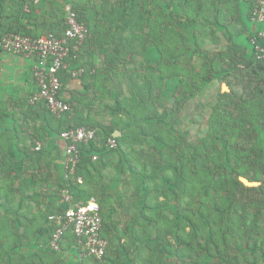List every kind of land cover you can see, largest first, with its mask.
Returning <instances> with one entry per match:
<instances>
[{"label":"crops","instance_id":"obj_1","mask_svg":"<svg viewBox=\"0 0 264 264\" xmlns=\"http://www.w3.org/2000/svg\"><path fill=\"white\" fill-rule=\"evenodd\" d=\"M72 2L86 4L83 10L80 9L84 15L78 16L89 27V34L81 53L76 58L70 56L66 60V69L59 75L62 84L60 95L68 102L72 112L65 121L72 125L79 124L80 127H86L84 122L109 126L114 112H109L107 104L115 102L117 93H121L119 86L122 89L120 77L126 79L123 75L133 68L131 61V65L126 66L129 60H123L125 64L116 68L120 74L114 82L105 64L104 52L118 49L119 46H115L118 34L129 31L125 26L127 21L117 18L120 0H0V36L14 31L27 33L31 37H45L50 33L59 35L63 29V10L60 8L63 4L73 6ZM154 2L158 8L152 12ZM254 4L255 0H139L136 7L141 13L145 12L146 22L141 26L145 29L150 26L159 28L157 24H162V29L171 30L172 23L185 22L183 15H199L205 6L212 9V15L208 12L210 16L224 13L227 19H223V25L213 20L212 28L216 32L229 31L228 46L233 48L230 60L232 63H244H237L243 68L242 78L243 74L247 75L249 63L255 59L251 39L264 31V24L253 21L249 15ZM179 15L182 17L177 22ZM191 20L194 35L201 43L198 40L201 38L198 26H202L203 19L199 16L194 22ZM136 27L138 23H131L132 30ZM132 39L135 42L137 37ZM154 40L144 43L150 57L148 72H153L156 77L161 74L163 85H167L174 75L168 73L165 78L163 72L168 70H155L157 63L161 61V67L167 66L168 69L171 63L179 62L180 67L186 70L182 62L189 61V57L187 53L180 55L179 49L187 43L172 41L170 35H164L160 40L163 47L161 56ZM109 45L114 47L108 48ZM134 45L137 52V42ZM135 52L129 55L130 60ZM199 59L198 55L194 60ZM35 64L36 61L31 58L0 49V141L13 142L14 146L5 150L9 160H2L6 157L3 153L0 157V166L6 164L4 169L0 168V207L4 208L6 214L10 213L13 208L11 199L16 198L18 210L13 212L17 221L14 235L20 238V249L25 251L20 253L21 258L34 256L37 261L33 264H264V232L256 226L254 231H246L239 224L226 234H218L217 243L205 245L204 238L201 240L202 247L197 250L186 244L181 246L179 237L185 241L191 234L183 208L185 200L167 198L165 193L157 192L156 187H161V182L136 180L139 179L137 170L132 172L123 164L114 166L112 158L117 156L115 150L106 149L98 156L95 154L97 161L87 165L83 163L78 168L83 183L80 186L67 185L65 143L53 130L58 118L48 120L45 118V107L40 102L31 103L32 96L38 90L33 77ZM79 69L85 73L77 77L70 75ZM235 72L231 71L230 74L239 78L240 75H233ZM249 73L255 79V74ZM261 73L264 76V72ZM242 80L244 84L245 80ZM261 89L264 90V87ZM116 158L118 162L119 157ZM163 185L164 188L168 187ZM62 191L71 194L73 203L85 202L90 198L98 202L102 218L101 234L108 243L101 261L92 257L89 259L70 233L64 237L60 253L49 248L52 225L48 217L62 212L66 207L61 197ZM7 217L9 219L8 214ZM181 249L186 252L183 255L188 254L193 261L187 258L179 260L174 252ZM52 253L57 255L58 260L46 259Z\"/></svg>","mask_w":264,"mask_h":264},{"label":"rangeland","instance_id":"obj_2","mask_svg":"<svg viewBox=\"0 0 264 264\" xmlns=\"http://www.w3.org/2000/svg\"><path fill=\"white\" fill-rule=\"evenodd\" d=\"M79 3L81 4L80 1ZM79 3H73V6L71 4L69 5H71L73 9L75 8L74 10L77 11V14L82 16L83 13L81 10L86 7V4L80 5ZM153 4L152 12L156 11L158 8L156 2ZM65 6L66 5L63 4L60 10L64 11ZM210 11H212V9L209 6H205L204 11H200L201 13L199 14L200 18L203 19L202 26H198L200 27L198 30L201 32V38H198V40H200L201 43H198L196 39L197 37L194 35L195 33L191 26L193 25L190 17L191 14H189L187 16L183 15L185 17V22L172 23L171 30L162 29V24H157L160 25L159 28L158 26L157 28H152V26H150L145 29L141 28L143 24L139 23L138 27H136L133 32L118 34L115 46L118 45L120 49L117 54H114L111 49L104 52L107 68L111 65L108 62H112L113 59L118 62L122 61L118 63V67H120L119 65L123 66V60L126 59L129 60V63H127L126 66L128 64L131 65V61V67L133 66L131 69L136 67L135 69H137L138 72L148 73L150 67L148 64V60H150L149 53L146 52L145 48L142 50L139 45L148 40L151 42L154 40V36L162 34L163 36H177L175 40L176 42L180 43V41H184V44L187 43L184 47L182 45L180 46L179 52L180 55L187 53V56L189 57V61L182 62L184 66L186 65V70L184 67H180L179 62L171 63L172 65L169 66L168 69L166 68L167 66H162V69L168 70V72H163L165 74L164 76H166L165 78H167L168 75L166 74L168 73L171 76L174 75L170 80V84L167 83V85H163L162 80L160 81L159 79L157 82V91L153 92L152 96L145 98V103L151 105L152 111L160 115L158 120L150 122L151 124L157 125V127L154 126V128L149 127V130L152 131L150 133L154 135L153 139H151L153 142L150 141L151 143H149L147 140H143L140 144L133 142L129 143V145H122V148L127 153H130L129 149L134 146L135 155L130 153L131 155L129 154L128 157L125 158L117 154L120 158V162H116L117 156L113 157L112 161H114V166H119L120 164H123V159H131L135 166L134 170H137L140 176L145 177L144 175H146L149 181L152 183L161 182V187H164V181L160 177H155L157 174L158 176L164 174L171 180L169 183L172 184L171 188H173L179 186L178 183L186 179L189 175V172L185 168L187 166L184 167L185 172L183 175H175L173 171L174 167H171L166 171H161V167L155 165L156 161H158L160 165H163L165 157L171 155L173 157V159L170 160L172 162L171 166L174 164H178L179 166L184 165V160L182 161V159H188L190 157V149L184 147L183 154H179V158L174 147L180 145L183 148L185 145L190 146L192 149L194 146L199 145V143H205L204 149L201 150V153L207 151L210 152V157L205 159V163L206 166H210L209 174H212L216 180L214 181L215 183L213 186L210 184V188L215 187L216 189L214 190V197L220 198L229 195V192H232V197L235 198V209L237 211V213H235L236 211L234 213L237 214V217H241L245 220V224H241L239 227L244 226L246 230L251 221H256L254 225L264 232V152L260 154L256 149L260 147L259 141L264 140V117L260 118L256 114L259 105L264 107V101L262 100L264 99V94H262L264 93V90L261 89L264 87V76L263 73L259 72L255 76V79H252V75L248 70L246 72L247 75H242V78L245 80V83L242 84L243 80L241 78V73H243V68L237 63H240V65H243L244 63H232L230 60L233 48L228 46L229 31L216 32V30L212 28L214 26V21L223 25V19H227V16L222 12L214 13L213 16H210L212 15ZM208 12H210V15H208ZM194 16L195 15L192 14L193 18ZM180 17L182 16L179 15V17H177V22L180 20ZM130 34L137 35L136 37L140 38L143 37L140 41H137V39L135 40L138 45L137 52H135L136 46L132 39L133 36L130 38ZM129 44H132L133 47L126 49ZM219 45L220 47H218ZM224 45L225 47L222 48ZM113 47L112 45L108 46V48ZM196 51H199V53ZM99 52L101 54L103 53L101 51ZM131 52L135 53L130 60L128 53ZM190 52L192 54H190ZM198 55L201 60H194L195 58H198ZM150 63L154 64L152 62ZM209 64L211 65L209 66ZM231 71H236L233 75H240V77H232V74H230ZM119 74L120 70H117L115 77ZM178 75H180L185 81L189 80L187 90L182 87V84L179 81L181 78H177ZM200 75H202L201 79L199 78ZM121 83L122 89L119 86V90L121 91L122 97L126 98L131 96V90L130 87H127L128 83L126 80H123ZM243 85L249 86L246 87ZM119 101H122V98ZM122 103L123 107L119 111L121 114L115 116L116 118H112L111 121L109 120L110 124L116 122L119 127H121V125H124L122 123H127L129 121L127 115L128 108L126 109V107L128 106L127 104L131 103L125 101ZM125 105L127 106L125 107ZM107 106L110 109L109 112H111V110L114 109L113 107L117 106V100L115 99V102L110 101ZM134 114L136 121L141 123L143 115L140 116L137 114V111L134 112ZM48 120L51 121L52 119L48 118ZM159 120H162L163 123L161 124V122H158ZM252 121L255 122V125L259 130H262L261 132H251L252 128L251 126L249 127V123ZM143 125L144 127H147L146 124ZM168 130L170 131L169 135ZM119 134L118 131L115 132L114 135L119 136ZM157 137L174 143L173 148H168V145L164 140L159 142L160 139ZM168 137H170V139ZM156 138L158 141H154ZM9 142L4 140L0 141V157L2 153L6 156L2 160L7 158L9 160V155L5 154V150L9 149V146L14 147L12 145L13 142ZM27 144L29 145V143ZM159 146H163L166 151L162 153L161 157L157 151ZM228 147L229 152H227ZM173 155H175L176 158ZM233 181L240 182L247 190L242 187H234ZM243 183H253L255 186L247 188ZM226 186V191H217H221L224 189L223 187ZM203 189V187L200 189L201 196L204 194ZM178 191L182 193V191ZM191 191L192 190L188 192ZM200 194L186 195V197L183 198L185 200L183 204L186 206L187 202L188 205H190L189 203H192L194 208L191 210L196 211L198 209V198ZM165 196L167 198H173L174 189L172 194L171 192H167V195ZM11 200L10 204L13 208L10 213H7L9 219L4 208L0 207V264H10L11 257L12 259L17 258L20 260V253L23 254L24 251H22V248L20 249L19 244H17V238L12 235L16 233L14 226L17 222L13 216V212L18 210V206L17 202H15L16 198ZM187 208L190 209V207ZM212 224L217 228L215 222ZM228 225L230 224L227 223L225 227ZM218 227H221L220 223L218 224ZM46 259L50 261L58 260L57 255L53 253ZM89 259L92 258L90 257ZM23 263L24 261H22V264ZM17 264H20V262L18 261Z\"/></svg>","mask_w":264,"mask_h":264},{"label":"trees","instance_id":"obj_3","mask_svg":"<svg viewBox=\"0 0 264 264\" xmlns=\"http://www.w3.org/2000/svg\"><path fill=\"white\" fill-rule=\"evenodd\" d=\"M120 1H121V3L118 6V8H119L117 10L118 12L116 11L117 18H119V19L121 18V20H124L125 22L127 21L125 26L129 28L128 33L129 32L131 33L134 31L131 29V23H138V24L142 23V24H144L146 22V17L144 15L145 12L141 13L139 11L138 7H136L137 1H139V0H120ZM134 4H135V6H134ZM64 14H65V12L62 11V16H61L62 17V23H63V19H64ZM198 16L199 15H195L194 18L191 16V19H193V22L195 21V18ZM120 29H121V27H120ZM121 30H125V28H122ZM9 33H18V32L14 31V32H9ZM114 33L116 34L117 31H114ZM5 34H7V33H5ZM25 34H27V33H25ZM3 35H1L0 38ZM27 35H29V34H27ZM132 36L136 37L137 35L130 34V38ZM170 36H171V39L173 41L176 40L177 36L176 37L173 35H170ZM142 38L143 37H141V38L137 37V41L142 40ZM162 38H164V36L162 34H159L158 36H154V39L156 40V47H157L158 52L161 56L163 54V47L161 45L162 41H160ZM130 40H132V39H130ZM157 43L159 45H157ZM139 46H140V48H145L144 42L142 44L140 43ZM132 47H131V44H129L126 47V49H129ZM123 48H125V47H123ZM119 49H120V47L118 49L114 48L113 53L117 54ZM128 54L131 55V53H128ZM116 57H118V56H116ZM254 60L249 63L248 70L251 73L255 74V76H256L257 73L264 71V69H263L264 63L258 62L257 60L254 61ZM120 62H122V61L118 62L115 59H113L112 62H108L111 64L109 66L110 68L109 67L107 68L108 74H109V77H111L114 82H115V79L117 77H119V75L116 77H115V75L117 72L116 68L118 67V63H120ZM105 64H107L106 61H105ZM157 65L158 66L155 68V70H158L161 72L162 62L160 61L159 63H157ZM210 65L211 64H209V66ZM135 68L136 67H134V69H129L128 70L129 72L126 73L125 75H123L126 77V79L120 77V81L126 80V82L129 84V87L131 90V96L124 98V97H122L121 93H117V95H116L117 107H118L119 111L123 107V103H122L123 101L131 103V104H127L128 106L125 105V107L127 106L126 109L128 108L127 109L128 110L127 115H128L129 121L127 123H122L120 121L122 124H124L123 126L121 125V127H119L118 123H116V122L114 124L112 122V124L109 126H103L100 124H91L89 122H84V123L82 122L85 126H87V128H92V129H95L97 131V135L99 134L98 135L99 140L97 142L90 141L88 143H85V144L81 143L79 145L81 162H80L79 166L77 167V170H78V168H80L82 166L83 163H85L86 165L92 163L93 161L91 160V157L93 155L96 154L98 156V154L103 153L104 150H106V149H104L105 142L107 141L108 138H111L113 136L115 137V135H114L115 132L119 131V133H120L119 136H117V138L115 137V140L118 143V147H117V149H115V151L117 152V154H119L120 156H123L125 158L128 157V155L130 153L135 155L134 146L132 147V149H130V151H129L130 153H127L126 151L122 150V148H121L122 145H129V143H133V142L140 144L143 140H145V141L147 140L149 143H151L150 141L153 142V140H151V139H153L154 135L150 133L152 131L149 130L150 129L149 127L154 128V126L157 127V125L151 124L150 122H154V121L158 120V117H160V115H158V113L156 114V112L152 111L151 105L145 103L146 102L145 98L152 96L153 92L157 91V88H158L157 82L159 81V79H160V81L164 80V78L161 74L158 77L154 76L153 72H148V73L138 72V70ZM177 78L182 79V80L180 79L179 81L182 84V87L187 90L189 80L185 81L180 75H178ZM199 78L201 79L202 75H200ZM162 83H163V81H162ZM262 94H264V93H262ZM121 98H122V101H119ZM262 100L264 101V99H262ZM40 103L44 106L43 102H40ZM130 105H132V106H130ZM129 107H130V109H129ZM115 108L116 107L114 106V109L112 110V112H114V118H116L115 116H119L121 114V113H119L118 110L116 111L117 108L116 109ZM257 109L258 110H257L256 114L260 118L264 117V107L259 105ZM136 111H137V114H139L140 116L143 115L141 118V123H138L135 119L134 112H136ZM71 113L72 112L68 111L67 113H65L64 115H62L61 117H59L57 119L58 122L56 123L57 124L56 128L53 129L57 132V134L60 133V129H59L60 124L68 126V127H70L72 125L69 122L65 121V119ZM45 114H46L45 118H50V119L55 118L48 112V110L46 108H45ZM246 118H248V117H246ZM158 122H161V124L163 123L162 120H159ZM143 124H146L147 127H144ZM249 124H250L249 127L251 126V128H252V130L250 129L251 132H253V133L258 132L259 133L262 131V130L258 129V127L255 125L254 121L250 122ZM75 127H80V125L75 124ZM166 131H167V129H166ZM169 133H170V131L168 130V135H169ZM157 138L154 141H156V140L158 141V139H160L159 142H161L164 140L160 137L158 139ZM168 138L170 139V137H168ZM164 141L168 145V148H173L174 143H171L170 141H167V140H164ZM204 144L205 143H199V145L194 146V148H192V149L190 146H185V145L183 146V148L180 145H178V147H174L175 152L178 155L183 154V151L185 148L190 149V157L188 159L185 158L187 160V164H186V160L182 159V161L184 160V165L179 166L178 164H174L173 166H171L172 162L170 160L173 159V157L171 155H168L167 157H165L163 165L162 164L160 165L158 161H156V163H155L156 166L161 167V171H166L167 169L174 167L173 171H174L175 175L176 174H179V175L182 174L183 175V173L185 172V169H184L185 166H187L185 168L189 172V175L186 177V179H184L183 181L178 183L179 186H182L179 188H178V186L171 188L172 184L169 183V182H171V180L168 177H166L164 174L161 176H158V174L155 175V177H157V178L160 177L164 181V184L168 186L167 188L156 187V191L159 192L160 194L165 193V195H167V192H171V194H172L173 189H174V196L173 197L175 199L184 200L183 198L186 197V195L188 196V194L189 195L200 194V191H201L200 189L202 187L204 188L203 189L204 194L202 196L200 194V196L198 198L199 203H198V207H197L198 209L196 211L191 210L194 208V205H192V203H189L190 205H188V202H187V205L183 206V208L185 209V212L187 214V218H188L187 225L189 226V228H191V234L186 237L185 241L183 240V238L179 237L178 243H180L181 246H185V244H186L189 248H192L193 250H197V249H200L202 247V245H201L202 239L204 240V238H205V241H204L205 245L211 244V242L217 243V241L219 239L218 234L219 235L226 234L228 230H233L234 227H237L239 224L240 225L245 224V220H243L241 217H237L236 216L237 214H235V213H237V211L235 209V207H236V205H234L235 198L232 197V192L231 193L229 192V195H226V196H223L220 198L214 197V194H215L214 190H216V189H215V187L210 188V184L213 186V184L215 183L214 181H216V180L212 176V174H209L210 166H206V163H205L206 162L205 159L210 157V152L207 151V152L201 153V150L204 149ZM259 144H260V147L256 148V149H257L258 153L261 154L262 152H264V140H260ZM135 146H136V144H135ZM206 147H208V146H206ZM6 150H8V149H6ZM206 150H207V148H206ZM227 150H228L227 152H229V147L227 148ZM157 151L160 154V157H161L162 153L166 152L163 146L162 147L159 146V149ZM199 151H200V153H199ZM257 151H255V152H257ZM173 156L175 157V155H173ZM178 157L180 158V155ZM122 163H123V165L128 166L132 170V172L134 171L133 162L131 159H129V160L123 159ZM3 166H0V168L2 167V169H4L6 164L4 163ZM10 167H11V163H10ZM10 170H12V168ZM77 170H76L75 177L79 176V170L78 171ZM140 173H141V171H140ZM138 174H139V172H138ZM144 176L145 177L139 175V179H136V180H139V181L142 180V182H145V181L148 182L149 179L147 178L146 175H144ZM152 176H153V174H152ZM65 182L69 186H71L72 184L75 185L74 181L70 178L67 179ZM243 184L247 188L255 186L253 183H251V184L250 183H248V184L243 183ZM76 185L80 186L81 184H76ZM233 186L236 188L242 187L243 189H245L243 187V185L238 181H233ZM223 188L224 189H222L221 191L220 190H217V191L224 192V191H226L227 186L223 187ZM261 188H263V187H261ZM177 189L182 191V193L179 192ZM256 189H258V188H256ZM190 190H192V191L188 192ZM245 190H247V189H245ZM187 207H190V209H188ZM7 212H9V211L7 210ZM214 222L217 224V226H216L217 228H215L213 226L212 223H214ZM219 223L221 224V227H218ZM227 223L230 225L225 227V225ZM255 223H256V221L255 222L251 221V223L248 224L246 231H249V230L254 231L255 230V225H254ZM210 227H212V228H210ZM203 234H205V236H202ZM12 235L15 236L14 234H12ZM216 236H218V237H216ZM15 237L17 238L16 242H17V244H19V247H20V245H21L20 244V238L17 236H15ZM49 239H50V237H49ZM220 242H221V240H220ZM174 253L177 254L179 260H183V259L187 258V259L193 261V259L190 258L188 256V254L183 255V253H186V252L182 249L180 251H175ZM38 257H40L42 259L41 255H38ZM35 259L36 258L34 256H32V257H30V256L24 257L23 256V258H21L20 260L17 258L12 259V257H11L10 258V262H11L10 264H17L18 261L20 262V264H22V261H24L23 264H33L35 261H37Z\"/></svg>","mask_w":264,"mask_h":264},{"label":"built area","instance_id":"obj_4","mask_svg":"<svg viewBox=\"0 0 264 264\" xmlns=\"http://www.w3.org/2000/svg\"><path fill=\"white\" fill-rule=\"evenodd\" d=\"M64 12L63 29L59 35L50 33L45 37H31L21 33H8L0 38L2 51L36 61L33 77L38 90L32 96L31 103L43 102L55 118L71 110L68 102L60 95L62 84L59 75L66 69V60L70 56L76 58L81 53L89 34V27L80 20L71 5H66ZM249 15L253 21L264 24V0H255ZM251 45L255 59L264 63V31L258 32L251 39ZM83 72V69H79L70 75L77 77ZM59 129L58 137L65 143V179L71 178L75 184H82V178L75 177L81 162L79 145L97 142L99 136L95 129L87 127L60 124ZM116 148L115 138H108L104 149ZM91 160L96 161L97 156L93 155ZM61 197L66 207L62 212L48 217L52 225L49 248L60 253L64 237L70 233L85 255L101 261L108 243L101 234L102 218L98 202L95 198H90L85 202L73 203L71 194L66 191L61 192Z\"/></svg>","mask_w":264,"mask_h":264},{"label":"clouds","instance_id":"obj_5","mask_svg":"<svg viewBox=\"0 0 264 264\" xmlns=\"http://www.w3.org/2000/svg\"><path fill=\"white\" fill-rule=\"evenodd\" d=\"M113 137H114V136H113ZM114 138H115V137H114ZM114 150H115V149H114ZM97 160H98V158H97ZM97 160H96V161H97Z\"/></svg>","mask_w":264,"mask_h":264}]
</instances>
